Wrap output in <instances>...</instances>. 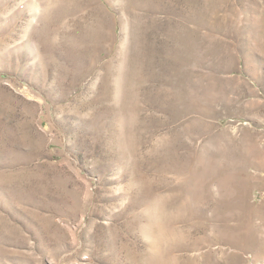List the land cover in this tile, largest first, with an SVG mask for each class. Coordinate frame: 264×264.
I'll return each mask as SVG.
<instances>
[{
	"label": "rangeland",
	"instance_id": "obj_1",
	"mask_svg": "<svg viewBox=\"0 0 264 264\" xmlns=\"http://www.w3.org/2000/svg\"><path fill=\"white\" fill-rule=\"evenodd\" d=\"M0 264H264V0H0Z\"/></svg>",
	"mask_w": 264,
	"mask_h": 264
}]
</instances>
